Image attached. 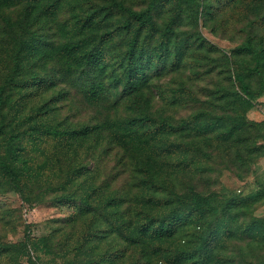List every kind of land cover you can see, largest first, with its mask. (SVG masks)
Instances as JSON below:
<instances>
[{
	"label": "rangeland",
	"instance_id": "374dc122",
	"mask_svg": "<svg viewBox=\"0 0 264 264\" xmlns=\"http://www.w3.org/2000/svg\"><path fill=\"white\" fill-rule=\"evenodd\" d=\"M112 1L32 0L0 6V93L3 87L5 100L0 125L4 123L6 130L0 135L1 154L4 156L9 149L10 135H18V146L25 147L24 157L29 158L33 171L40 173L28 197L0 174V240L28 241L29 250L39 264H83L93 258L85 249H79L83 219L76 217L78 208L74 200L64 202V198L77 193L69 177L82 166L92 171L104 195L112 189H128L134 179L133 162L137 156L130 150V143L112 139L111 133L118 129L119 121L147 111L177 124L204 108L211 89L231 86L236 70L244 71L255 94L246 123L264 120V81L255 72L253 63L248 68L232 54V49L249 33L263 37L264 25L256 16H251L255 20L252 28L240 4L226 5L225 0H157L153 14L161 27L177 17L174 24L177 40L172 48L184 52L182 66L173 68L160 60L148 59L145 64L148 69L154 63L149 70L150 82L139 102L133 103L123 90L121 65L133 33L119 29L129 18L128 13L115 11L106 18V12H112ZM120 1L129 9L143 10L152 0ZM202 2L209 13L198 14V9L202 10L198 4ZM258 2L264 11V0ZM92 13L96 20L98 17L103 20L97 28L84 29L82 22ZM108 32L113 35L106 37ZM138 39L151 51L157 47L161 35L144 31ZM73 43L78 44L74 53L70 50ZM187 43L190 45L185 50ZM87 47L103 50L104 69L81 65L74 59V54ZM99 83L102 93L97 102L91 101L89 90ZM177 88H183L187 95L176 98L173 90ZM34 122L60 128L104 123L105 131L101 143L90 137L64 139L61 143L49 139L33 144L29 131ZM263 134L264 129L257 131L255 126L244 131L241 135L244 151L264 143ZM174 138L182 141L185 136ZM252 157L254 161L247 154L244 161L234 160L231 150L216 149L210 155L198 154L195 162L177 174L175 184L179 191L191 187L216 195L211 200V213L198 222L200 226H188L172 242L175 247L172 254L192 247L199 234L206 239L201 260L206 254L211 264H259L264 260V186L256 173L261 158ZM73 224L77 230L75 237L68 235L74 230ZM44 235L52 237L51 251L45 250L41 242ZM108 248L106 242L99 250ZM172 254L168 259L173 258V264H178ZM122 261L117 264H131L127 257ZM0 264L31 262L28 255L15 252L0 257ZM157 264L167 263L159 260ZM183 264L196 263L186 259Z\"/></svg>",
	"mask_w": 264,
	"mask_h": 264
},
{
	"label": "trees",
	"instance_id": "16d2710c",
	"mask_svg": "<svg viewBox=\"0 0 264 264\" xmlns=\"http://www.w3.org/2000/svg\"><path fill=\"white\" fill-rule=\"evenodd\" d=\"M25 1L32 0H0V6ZM225 1L226 5L240 4L242 6L250 27H255V20L251 19L252 15L264 25V11L261 10L260 2H258L261 0ZM156 3L157 0H152L146 9L133 10L129 9L123 1L114 0L111 3L112 12H106V18L115 11L129 14V18L119 25V29L133 33L121 61L123 90L125 96L134 101L133 103L139 102L144 94L145 85L150 82L149 70L154 63H151L148 69L145 65L148 59L153 62L160 60L164 64L175 66L173 68L180 69L182 66L184 52L172 48L177 40V31L174 28L177 17L161 27L153 14ZM198 5L202 7L201 11L198 9V14L199 12L209 13L205 9L204 2ZM178 6L179 10H182V4L179 3ZM102 20L103 18L99 17L96 20L92 13L83 20L82 27L97 28L96 26ZM144 31L161 35L157 47L151 51L138 39ZM112 35L111 32L106 33V37ZM257 36L259 35L256 33H249L241 44L232 49V54L240 58V61L248 65V68L251 66L249 63H253L255 72L264 81V35ZM189 45L187 43L184 49L187 50ZM76 48H78L77 43L70 45L73 53ZM74 59L81 65H95L100 69H104L106 64L103 50L96 47H87L79 51L74 54ZM100 84L102 85V83L96 84L89 90L91 101L97 102L96 100L100 97L103 89L100 88ZM3 90L4 88L1 87L0 111L5 104ZM173 92L179 99L187 95L183 88H177ZM254 98V91L244 71L236 70L231 86L222 85L211 89L203 103L204 108L177 124L169 119L155 117L147 111L136 112L133 117L119 121L118 129L111 133L112 139H121L130 143V150L137 156L133 162L134 179L128 184V189H112L110 194L104 195L102 186L95 182V176L91 175L92 171L87 166L79 167V171L69 177L71 184L76 185L78 190L77 193L65 197L64 202L74 200L76 203L78 208L76 217L83 219V227L78 239L79 249H85L93 255L92 259L82 263L117 264L121 259L124 263V258L127 257L131 264H157L159 260L173 264V258L168 259L169 254L173 252L172 249L175 248L172 242L179 234L183 235L188 226H200L198 222L204 221V218L211 213L213 208L211 200L216 195L215 193L204 194L191 187L181 192L175 184L176 176L195 162L198 154L210 155L216 149L231 150L234 160L244 161L245 154L250 156L251 161H254L252 156H255L256 160L262 158L264 143L255 144L244 151V137L241 138L248 128L255 126L257 131L264 129V120H251L250 125L246 123L248 120L246 114L254 107ZM104 125V123H97L60 128L34 122L29 131V137L33 144L49 139L61 143L64 139L74 141L90 137H95L97 143H101L105 131ZM4 132H6L4 123H1L0 135ZM181 134L185 136L182 141L174 138ZM232 134H236V137L233 138ZM9 139V149L4 156L1 154L0 146V174L7 178L15 189L28 197L32 184L39 179L40 173L33 171L29 158L24 157L25 147L18 146V135L11 134ZM206 150L210 151L206 152ZM24 178L27 179L24 181ZM259 182L264 186L261 180ZM133 189H136V192H133ZM124 191L125 195L122 194ZM215 211L213 209V212ZM214 222L215 220L212 219L211 223L214 224ZM75 224L72 225L74 230L68 234L72 237H75L77 233ZM205 241V237L198 234L192 247L174 252L177 263L183 264L187 259L196 264H211L208 254L202 260L200 259ZM27 242L21 240L16 243H6L0 240V257L16 252V255H28L31 264H39L32 256ZM41 242L44 243L45 250H52V237L44 235ZM106 242L109 248L100 251L99 249ZM158 256H163L164 259ZM259 264H264V260Z\"/></svg>",
	"mask_w": 264,
	"mask_h": 264
},
{
	"label": "crops",
	"instance_id": "0c3cea01",
	"mask_svg": "<svg viewBox=\"0 0 264 264\" xmlns=\"http://www.w3.org/2000/svg\"><path fill=\"white\" fill-rule=\"evenodd\" d=\"M256 173L258 179L264 183V156L259 160V163L256 167Z\"/></svg>",
	"mask_w": 264,
	"mask_h": 264
}]
</instances>
